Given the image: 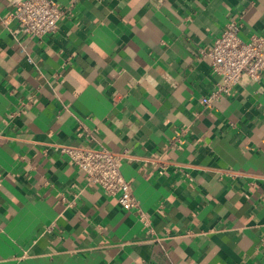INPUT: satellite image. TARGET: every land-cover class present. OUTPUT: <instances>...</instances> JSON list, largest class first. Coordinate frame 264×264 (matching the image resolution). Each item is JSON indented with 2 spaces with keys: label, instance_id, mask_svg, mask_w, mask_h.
<instances>
[{
  "label": "crops",
  "instance_id": "0c3cea01",
  "mask_svg": "<svg viewBox=\"0 0 264 264\" xmlns=\"http://www.w3.org/2000/svg\"><path fill=\"white\" fill-rule=\"evenodd\" d=\"M57 1L39 38L0 0V264H264V74L201 101V51L232 20L264 37V0ZM80 122L128 153L139 208L54 149L87 143Z\"/></svg>",
  "mask_w": 264,
  "mask_h": 264
},
{
  "label": "built area",
  "instance_id": "2783aa9c",
  "mask_svg": "<svg viewBox=\"0 0 264 264\" xmlns=\"http://www.w3.org/2000/svg\"><path fill=\"white\" fill-rule=\"evenodd\" d=\"M13 3L14 10L10 16L16 23L13 33L42 38L58 29L59 20L65 14L57 0H13ZM3 23L8 26L7 20ZM240 30V23L232 20L214 39L210 49L201 51L211 59V67L219 76L214 90L201 97L205 106H212L238 87L258 81L264 74V37L254 35L245 41L240 36ZM83 128L84 124L80 122L78 135H84L86 144L56 143L54 149L70 158L71 163L84 173L88 184L100 186L108 196L117 198L127 210L139 208L140 201L122 171L128 153L95 146L96 130L89 133ZM231 175L236 176L235 172H231ZM141 220L151 225L150 218L144 213H141ZM53 229V224L48 227V230Z\"/></svg>",
  "mask_w": 264,
  "mask_h": 264
}]
</instances>
